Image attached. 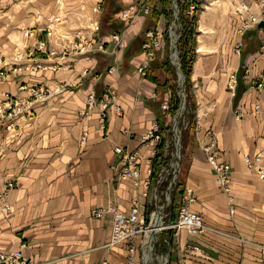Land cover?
I'll return each mask as SVG.
<instances>
[{"label":"crops","instance_id":"0c3cea01","mask_svg":"<svg viewBox=\"0 0 264 264\" xmlns=\"http://www.w3.org/2000/svg\"><path fill=\"white\" fill-rule=\"evenodd\" d=\"M101 1L0 0V98L27 102L15 125L0 129V189L14 182L5 196L10 209L0 202V250L25 243L24 255L38 264H137L128 242L110 244L111 215L95 217L92 210L113 205L127 212L137 196L149 213V188L140 196L144 189L119 178L113 147L138 150L141 177L147 176L151 146L142 135L154 121L160 127L167 122L160 104L169 90H163L156 70L148 74L157 81L136 73L144 26L155 22L143 11L149 2L103 1L115 10L139 8L117 44L107 26L108 18L116 19L115 10L100 15V32L91 29ZM192 1L197 4L190 71L194 121L184 146L182 191L191 189L190 207L210 231L167 230L170 264H264V177L258 172L264 170V91L256 88L264 82V30L256 25L238 33L247 13L241 3L261 15L264 0ZM249 33L258 44L241 55L232 42ZM234 72L232 93L227 82ZM110 88L120 111L107 110L102 127L99 103ZM91 91L97 106L90 108ZM211 140L231 166L232 212L206 158Z\"/></svg>","mask_w":264,"mask_h":264},{"label":"rangeland","instance_id":"374dc122","mask_svg":"<svg viewBox=\"0 0 264 264\" xmlns=\"http://www.w3.org/2000/svg\"><path fill=\"white\" fill-rule=\"evenodd\" d=\"M100 1V0H98ZM136 1V0H135ZM146 1V0H145ZM176 4L178 6V14L177 16L174 15V1L173 0H147L148 6H145L148 8V11L145 12L150 13V17L148 19H153L154 24L151 25L150 28H147L148 25L144 26L143 33H142V42L145 39V34L146 31L151 29L152 27H158L161 32H163L162 38H161V47L157 51V54L154 58V64L151 65L149 69L146 72V75L149 73V71H155L158 73L157 75L160 77V80L166 83V86H164L163 90L168 91V86H172L174 89H176V96L179 99V103L182 99H184V108L182 109V114L177 117V111L175 113H171L169 110L170 104H171V99L168 97L163 98L162 101H167L168 102V109L164 112V116H168L167 122L161 125V129L164 132V137L162 140L158 143L160 144L161 142L164 143L163 149L158 148L157 153L159 151L161 152L159 156H156V163L155 165L152 164L155 156L152 158V161L150 163L149 168L147 169V176L145 178L149 179V196L151 200V205L149 207V213L146 214L145 218V224L149 225L152 227V222H153V217L155 216L157 211H161L160 217L162 221V225L160 226L161 228L157 230L153 234V238L151 239V244H152V255L151 259L149 260L148 264H170V239L169 236L167 235V230H172L169 224L177 220V217L179 215V212L181 208L187 204L189 209H191L190 205L194 201V196L192 194V191L189 187H185L184 192L182 191V184H183V170H182V162L184 160L183 158V152H184V146L185 143L187 142V139L189 137V123L190 120L192 119V110L190 111V107L193 109L192 105V100H191V92H190V86L187 87L186 81L183 80L182 77H179L178 70H177V65H181L180 61V55L179 51L180 48L183 47L184 49L188 47H194L195 46V38H194V33H195V26L197 25V22L193 24L192 22H188L189 16H192L193 13L188 14L187 12H184L185 18L182 20L183 23L179 20V12L180 9L183 5H185L183 2L180 0H175ZM184 1H189V0H184ZM102 3L100 6H95L96 12H98L99 18H97L98 22H94V25H91L92 31L100 32V27H101V22H100V15H106L108 14V11L110 10L109 4L106 2L101 1ZM146 2V3H147ZM136 4V3H135ZM181 5V7H180ZM134 6H129L127 7L126 11H129L130 13L132 12V9ZM135 13L131 18H123L122 16L119 18H116L115 21L112 18L113 22H115L116 28L118 25H121V30L119 29L118 31H114L112 34H119L123 31V29L126 27L127 24H129L134 17L137 14V11L139 10L138 6L135 7ZM152 8H155V12L152 11ZM115 10V7L111 8ZM122 9V8H121ZM120 11H123L125 9H122ZM131 9V10H130ZM185 10V9H184ZM153 13V14H152ZM157 15V16H156ZM222 15V14H219ZM152 17V18H151ZM96 19V18H95ZM160 20L161 21V26L158 25L156 22ZM197 20V19H196ZM159 21V22H160ZM92 24V22H91ZM95 26V27H94ZM170 26L172 27L173 34L174 36L170 33L169 28ZM112 31V30H111ZM191 32V33H190ZM111 34V35H112ZM184 35L183 42L180 43L179 39L181 35ZM182 37V36H181ZM173 39L174 46L172 47L171 41ZM114 41V40H113ZM185 41V42H184ZM237 40H234L232 42L231 47H233V44ZM243 47L244 49L241 50V55H243L247 49H251L252 47H255L258 42L256 41L255 37L251 36L250 33L247 34V36L243 37ZM41 43L36 44L38 47L40 46ZM101 45V46H100ZM42 46V45H41ZM176 46V47H175ZM172 47V48H171ZM99 51L103 50V43L101 41L98 42V45L96 47ZM174 51V52H173ZM175 51L178 52V57L174 55ZM152 61V62H153ZM163 61H166L170 64L169 66V71H166V66L163 63ZM175 62V63H174ZM156 67V69H155ZM181 68V67H180ZM113 71V70H109ZM137 73V71H136ZM140 75L139 73H137ZM145 75V76H146ZM185 75V74H184ZM141 76V75H140ZM144 76V77H145ZM187 77V76H186ZM183 92V95H180V92ZM93 92V91H91ZM95 94V92H93ZM89 94V93H88ZM96 95V94H95ZM3 98L0 99H4ZM191 105V106H190ZM180 106V104H179ZM162 110V109H161ZM189 110V111H188ZM169 113L168 115H166ZM171 113V114H170ZM177 118L178 123V132H174L173 129V124H174V119ZM180 133V134H179ZM167 144V146H166ZM205 149V148H204ZM180 151V152H179ZM206 151V150H205ZM178 154V156H177ZM207 155V152H206ZM207 158V157H206ZM208 161V158H207ZM209 162V161H208ZM211 166V165H210ZM113 167V166H112ZM155 168V169H154ZM114 169V168H113ZM212 169V168H211ZM115 171V169H114ZM116 172V171H115ZM214 173V172H213ZM230 173H231V166H230ZM215 177V175H214ZM216 181V179H215ZM220 188L221 186L218 185ZM187 190L190 192V196L193 198L191 202H186L185 200V195ZM223 191V189L221 188ZM230 194V193H229ZM231 195V194H230ZM232 197V196H231ZM162 206V207H160ZM192 210V209H191ZM193 211V210H192ZM198 213V212H197ZM199 214V213H198ZM201 216V214H199ZM96 217V216H95ZM173 217V218H172ZM202 218V216H201ZM203 223L207 228H205L204 232L202 233H190L186 228H184L189 234H195V235H203L206 232L210 231L209 226L204 222L202 218ZM177 230V229H173ZM216 231V230H215ZM217 232V231H216ZM149 233H142L139 237H137L136 241V247H135V254L137 257V264H146L145 261V250H146V243H147V235ZM167 239V240H166ZM196 251L199 249L194 248Z\"/></svg>","mask_w":264,"mask_h":264},{"label":"built area","instance_id":"2783aa9c","mask_svg":"<svg viewBox=\"0 0 264 264\" xmlns=\"http://www.w3.org/2000/svg\"><path fill=\"white\" fill-rule=\"evenodd\" d=\"M173 1L175 2L174 6L176 7V8L174 7V15L177 16L179 11L178 6L176 4V1L175 0ZM180 1L187 6L186 12L188 14L193 13L197 9V4L192 0L189 1L180 0ZM135 7L136 6L131 8L132 9L131 13L129 11H126L127 9L126 8L121 12V16L123 18H131L135 13L136 10ZM240 10L247 12L246 16L243 18L241 26L238 28V33L239 36L241 37L245 34V32L248 29L255 27L261 19L264 20V11L261 15L250 13L245 3H241ZM143 11L144 13L147 12L148 8L144 6ZM162 35L163 32H161V30H159L157 26L152 27L151 29L146 31L145 39L141 44L143 58L136 67V71L140 75L142 76L146 75V72L149 69L151 62L154 60L157 51L161 47ZM111 39L118 44L121 41V36L119 34H112ZM41 45L42 43L40 44V46ZM241 46H242L241 40H238L233 44L234 50L236 52L240 51ZM262 47L264 48V42ZM236 81L237 78L235 72L231 73L228 76L227 86L232 93H234L235 91ZM256 88L258 89L259 92L263 93L264 82L262 80L259 81L256 84ZM38 94L37 95L40 96L41 91H39ZM154 95L155 94L153 92V96ZM86 104L90 108L97 106L95 94L93 92H90L87 95ZM263 104H264V99H263ZM25 105H27V102L25 100L15 99L10 95H5L4 99H0V129L2 128L11 129L15 125L17 119L21 116V114L25 110H27V108H25ZM160 107L162 111L165 112L168 109V102L162 101ZM110 108H112L116 112L120 111V107L116 103V93L113 91L112 88L108 90L107 96L99 103V112H100L99 120L101 122L102 127L105 122L106 112ZM255 108L259 109L260 104L256 103ZM237 114H242V112L239 111ZM163 137H164V132L161 129L158 122L155 121L152 123L150 128L142 135L141 141L151 146L152 157L150 159V162L157 153L158 143L162 140ZM215 147H216V142L214 140H211V142L207 146H205V150L207 152V158L214 172L217 184L221 186L223 191L228 196V200L230 203L229 204L230 212H232L233 211V206L231 204L232 197L229 194L231 189L230 164L222 159V157L219 155ZM113 151L116 155V163L113 165L116 174L119 176V178L131 179L133 185L136 187V190L137 189L139 190V188L144 189L143 191L139 192V195L146 196L147 195L146 190L149 188L150 181L148 178L141 177L140 154L138 150H130L128 148L122 147L121 145H115L113 147ZM245 160L248 163V166L252 165L249 162L248 158H245ZM258 172L262 177H264L263 170H259ZM13 186H14V182L8 181L5 184H3L2 188L0 189V202L4 207V209L7 211L10 209V206L8 202H6L5 196L8 190ZM185 200L188 203L193 200V198L190 196L189 190H187L186 192ZM108 213L111 215L110 244L119 241H126L132 244L135 237L138 234L146 233L150 228L149 225L145 224L146 207L140 202L137 196L132 200L131 208L127 212H122L113 205L98 207L92 210V214L96 217H101L104 214H108ZM168 226L174 228L175 227L186 228L190 233H202L204 232L205 228H207L203 223L201 216L197 212L189 209L187 204L181 208L178 215V219L174 223L169 224ZM25 247L26 244L21 243L17 249L0 250V264H38L24 255ZM130 250L131 251L134 250L133 245H131Z\"/></svg>","mask_w":264,"mask_h":264},{"label":"trees","instance_id":"16d2710c","mask_svg":"<svg viewBox=\"0 0 264 264\" xmlns=\"http://www.w3.org/2000/svg\"><path fill=\"white\" fill-rule=\"evenodd\" d=\"M104 1V0H103ZM114 3V2H113ZM112 2H111V4H113ZM180 7H181V5H180ZM185 9V10H184ZM186 9H187V6L186 5H183L182 7H181V9H180V12H179V20L181 21V23H183L182 22V20L185 18V15H184V12H186ZM155 8H152V11H154L155 12ZM196 11H197V9L194 11V13H193V15L192 16H189V18H187V19H189L188 20V22H192L193 24H195V22H196V19H197V15H196ZM121 12L122 11H120L119 10V7H116V10L115 11H113L112 13H116V18H119V17H121ZM157 16V15H156ZM182 19V20H181ZM115 21V20H114ZM121 25L122 24H120V25H118L117 26V28H116V25H115V22H113V20L112 19H109L108 18V23H107V26H108V31H110V30H113V31H118L119 29L121 30ZM121 27V28H120ZM191 33V32H190ZM182 36V37H181ZM180 36V39H179V41H180V43H182L183 42V39H184V35L182 34ZM185 42V41H184ZM179 55H180V61H181V65H180V67H181V70H182V72L187 76V81H186V84H187V87H189L190 86V71H191V66H192V62H193V60H194V57H195V50H194V47L192 46V47H188V48H186V49H184L183 47H181L180 48V51H179ZM163 63L165 64V66H166V71H169L168 69H169V66H170V64L168 63V62H166V61H163ZM147 77L149 78V79H151V80H154V81H157L158 79H157V76H151V75H149V74H147ZM164 85H166V83H164ZM168 90H169V98L171 99V104H170V107H169V110H168V112L170 111L172 114L173 113H175L176 111H178V109H179V99H178V97L176 96V89H174L172 86H168ZM191 106V105H190ZM192 110V108L190 107V111ZM189 111V110H188ZM170 113V114H171ZM177 113V112H176ZM169 114V113H168ZM191 116H192V119L190 120V123H189V127L191 128L192 127V123H193V121H194V115L193 114H191ZM163 146H164V143L163 142H161L160 144H158V148H162L163 149ZM161 151V150H160ZM159 151V153L158 154H156L157 156H159L160 155V152ZM152 164L153 165H155V164H157L156 163V156H155V158H154V160H153V162H152ZM155 169V168H154ZM173 218V217H172Z\"/></svg>","mask_w":264,"mask_h":264},{"label":"bare ground","instance_id":"6f19581e","mask_svg":"<svg viewBox=\"0 0 264 264\" xmlns=\"http://www.w3.org/2000/svg\"><path fill=\"white\" fill-rule=\"evenodd\" d=\"M174 33V32H173ZM172 33V35L174 36V34ZM157 57V56H156ZM178 57V56H177ZM179 58V57H178ZM180 59V58H179ZM179 131V130H178ZM180 134V133H179ZM180 152V151H179ZM177 156H178V154H177ZM179 157V156H178ZM264 171V170H263ZM160 207H162V206H160ZM148 212L146 211V213H145V217H146V214H147ZM160 213H161V211H157L156 212V214H155V216L153 217V222H152V227L150 226V228L148 229V237H147V243H146V250H145V261H146V264H148L149 263V260L151 259V255H152V244L150 243L151 242V239L153 238V234L157 231V230H159L161 227V225H162V221H161V217H160ZM175 222V221H174ZM174 222H172V223H174ZM171 223V224H172ZM163 226V225H162ZM170 228H172V229H174V227H171L170 226ZM175 229H177L176 227H175ZM146 232V233H147ZM140 235H142V234H138L136 237H135V239H134V241H133V243L131 244V243H129L130 245H133V251H132V253H134L135 254V245H136V239H137V237H139ZM119 242H122V241H119ZM117 243V242H116ZM112 244H114V243H112ZM30 259V258H29ZM34 261V260H33Z\"/></svg>","mask_w":264,"mask_h":264},{"label":"water","instance_id":"95a60500","mask_svg":"<svg viewBox=\"0 0 264 264\" xmlns=\"http://www.w3.org/2000/svg\"><path fill=\"white\" fill-rule=\"evenodd\" d=\"M174 7H175V6H174ZM175 8H176V7H175ZM257 28L264 30V20H263V19H261V20L257 23ZM169 31H170L171 34L173 33V30H172V27H171V26H170V28H169ZM171 45H172V47L174 46L173 39H172V41H171ZM172 47H171V48H172ZM175 47H176V46H175ZM173 52H174V51H173ZM174 55L176 56V58H178V57H177V55H178V52H177V51H175ZM174 63H175V62H174ZM177 70H178L179 77H182L183 80L186 81L187 77H186V75H184V73L182 72V70H181V68H180L179 65H177ZM180 95H183V92H182V91L180 92ZM183 108H184V99H182V97H181L180 106H179V109H178V111H177V117H179V116L182 114V109H183ZM177 123H178V120H177V118H175V119H174V124H173L174 132H178V126H177Z\"/></svg>","mask_w":264,"mask_h":264}]
</instances>
